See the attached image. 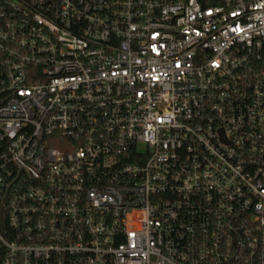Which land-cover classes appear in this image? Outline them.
Listing matches in <instances>:
<instances>
[{
  "label": "built area",
  "instance_id": "2783aa9c",
  "mask_svg": "<svg viewBox=\"0 0 264 264\" xmlns=\"http://www.w3.org/2000/svg\"><path fill=\"white\" fill-rule=\"evenodd\" d=\"M0 264H264V0H0Z\"/></svg>",
  "mask_w": 264,
  "mask_h": 264
}]
</instances>
